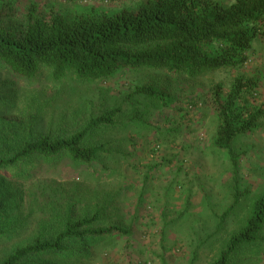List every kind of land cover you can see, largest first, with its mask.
Returning a JSON list of instances; mask_svg holds the SVG:
<instances>
[{"label":"rangeland","instance_id":"374dc122","mask_svg":"<svg viewBox=\"0 0 264 264\" xmlns=\"http://www.w3.org/2000/svg\"><path fill=\"white\" fill-rule=\"evenodd\" d=\"M144 1L0 0V18L21 29L30 5L45 18H101ZM145 83L165 90L169 105L148 107L135 93ZM236 84L242 86L237 105L259 115L257 126L233 141L235 174L227 153L211 146L218 125L211 92L220 85L226 97ZM109 110H116L115 124L89 135L91 144L107 149L98 160L39 163L20 177L2 170L1 214L11 232L0 237V259L41 229L46 233L57 226L68 212L76 217L98 210L101 226L126 232L97 239L68 264H211L264 188V33L255 35L242 66L195 77L140 68L122 69L104 81L83 82L70 75L55 81L47 72L20 80L0 69V122H14L29 137L67 135ZM234 180L242 194L217 229L218 216L232 202ZM232 262L264 264V239L240 249Z\"/></svg>","mask_w":264,"mask_h":264},{"label":"trees","instance_id":"16d2710c","mask_svg":"<svg viewBox=\"0 0 264 264\" xmlns=\"http://www.w3.org/2000/svg\"><path fill=\"white\" fill-rule=\"evenodd\" d=\"M224 1L201 4L197 0H145L134 9H122L101 18H69L60 14L45 18L30 5L21 29L2 24L0 18V69L20 80H33L47 72L55 81L70 75L89 82L107 80L122 69L165 70L195 77L223 67L242 66L255 35L264 33V0ZM211 45H216L217 50L211 51ZM241 87L236 84L233 93L226 97L222 96L220 85L211 92L212 110L218 120L211 146L227 153L235 174L237 155L233 141L256 127L259 115L258 110L237 105ZM135 93L153 109L169 105L167 92L151 83L140 85ZM115 114L116 110H109L91 117L80 130L67 135L34 137L17 131L14 122L2 120L0 174L9 170L20 177L39 163H56L63 158L75 164L98 160L107 149L104 144H91L89 135L113 126ZM136 116L142 120V112L136 111ZM233 189L232 202L218 216L217 229L239 202L242 193L235 180ZM2 208L0 198V237L11 232ZM72 215V211L68 212L51 230L45 233L41 229L30 240L13 247L0 264H68L97 239L112 232H126L118 226H101L98 210ZM263 235L264 188L253 199L242 226L230 235L211 264H234L238 251L262 241Z\"/></svg>","mask_w":264,"mask_h":264}]
</instances>
